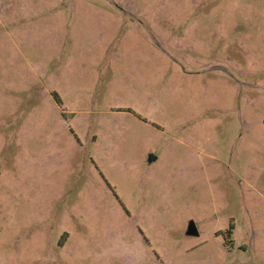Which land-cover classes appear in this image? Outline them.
Here are the masks:
<instances>
[{
  "label": "rangeland",
  "instance_id": "1",
  "mask_svg": "<svg viewBox=\"0 0 264 264\" xmlns=\"http://www.w3.org/2000/svg\"><path fill=\"white\" fill-rule=\"evenodd\" d=\"M0 264H264V0H0Z\"/></svg>",
  "mask_w": 264,
  "mask_h": 264
},
{
  "label": "water",
  "instance_id": "2",
  "mask_svg": "<svg viewBox=\"0 0 264 264\" xmlns=\"http://www.w3.org/2000/svg\"><path fill=\"white\" fill-rule=\"evenodd\" d=\"M154 160V158H150L148 160V162H152ZM186 235L187 236H193V237H196L198 236V232L194 226V224L192 222L189 223V226L187 228V231H186Z\"/></svg>",
  "mask_w": 264,
  "mask_h": 264
}]
</instances>
